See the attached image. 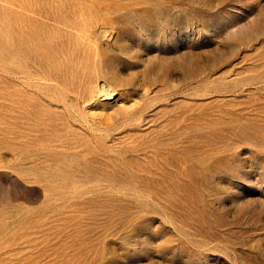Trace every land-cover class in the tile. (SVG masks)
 I'll return each mask as SVG.
<instances>
[{
	"label": "rangeland",
	"instance_id": "rangeland-1",
	"mask_svg": "<svg viewBox=\"0 0 264 264\" xmlns=\"http://www.w3.org/2000/svg\"><path fill=\"white\" fill-rule=\"evenodd\" d=\"M0 264H264V0H0Z\"/></svg>",
	"mask_w": 264,
	"mask_h": 264
},
{
	"label": "bare ground",
	"instance_id": "bare-ground-1",
	"mask_svg": "<svg viewBox=\"0 0 264 264\" xmlns=\"http://www.w3.org/2000/svg\"><path fill=\"white\" fill-rule=\"evenodd\" d=\"M42 51H43V50H42ZM109 95H110V96L108 97L109 99L113 98V94H112V93H109Z\"/></svg>",
	"mask_w": 264,
	"mask_h": 264
}]
</instances>
